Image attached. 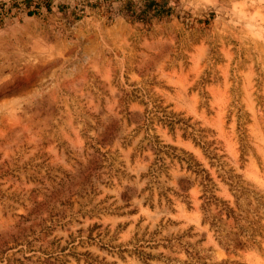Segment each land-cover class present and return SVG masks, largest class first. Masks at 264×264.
Wrapping results in <instances>:
<instances>
[{
    "label": "rangeland",
    "instance_id": "374dc122",
    "mask_svg": "<svg viewBox=\"0 0 264 264\" xmlns=\"http://www.w3.org/2000/svg\"><path fill=\"white\" fill-rule=\"evenodd\" d=\"M176 1L3 18L0 264H264V0Z\"/></svg>",
    "mask_w": 264,
    "mask_h": 264
},
{
    "label": "trees",
    "instance_id": "16d2710c",
    "mask_svg": "<svg viewBox=\"0 0 264 264\" xmlns=\"http://www.w3.org/2000/svg\"><path fill=\"white\" fill-rule=\"evenodd\" d=\"M53 1L54 0H9L8 7H5V4L0 2V25L3 23V18L10 9L23 12L26 16L39 15L42 9L45 12H50ZM76 2H83L84 6H88L92 9H101L105 7V11H109L110 5L116 3L115 12L117 14L127 20L142 24H149L152 20H163L173 14L177 7L176 0H76ZM81 8H83V6H81ZM81 8H76L75 6L70 8L68 3L64 1H59L56 4V9L58 11L63 12L69 9L71 15H75L77 10H81ZM177 158L183 160L180 157ZM156 161H160V159L157 158ZM184 161L187 170H191V172L200 176L201 184L205 188L204 191L207 192L208 190L206 189L209 188L208 185L211 184L209 175L202 168H198L199 164L191 158ZM156 169H159V166L154 167L152 171L156 172ZM205 198L214 199L213 195L206 196Z\"/></svg>",
    "mask_w": 264,
    "mask_h": 264
}]
</instances>
